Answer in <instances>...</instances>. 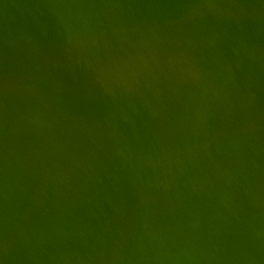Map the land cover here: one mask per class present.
I'll list each match as a JSON object with an SVG mask.
<instances>
[{"label": "water", "instance_id": "obj_1", "mask_svg": "<svg viewBox=\"0 0 264 264\" xmlns=\"http://www.w3.org/2000/svg\"><path fill=\"white\" fill-rule=\"evenodd\" d=\"M0 264H264V0H0Z\"/></svg>", "mask_w": 264, "mask_h": 264}]
</instances>
